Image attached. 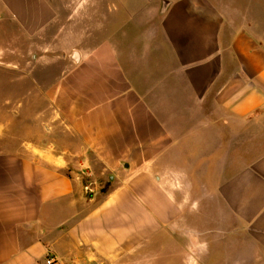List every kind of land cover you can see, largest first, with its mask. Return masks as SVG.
Segmentation results:
<instances>
[{"label": "crops", "instance_id": "1", "mask_svg": "<svg viewBox=\"0 0 264 264\" xmlns=\"http://www.w3.org/2000/svg\"><path fill=\"white\" fill-rule=\"evenodd\" d=\"M78 1L0 0V264H264V0Z\"/></svg>", "mask_w": 264, "mask_h": 264}, {"label": "rangeland", "instance_id": "2", "mask_svg": "<svg viewBox=\"0 0 264 264\" xmlns=\"http://www.w3.org/2000/svg\"><path fill=\"white\" fill-rule=\"evenodd\" d=\"M75 5L79 4L78 0H57L56 4L58 7L64 8L65 2H70ZM165 1L161 0H121V10L122 12L125 11V13H132L133 11H136L137 17L139 16V13L142 11H149V9H155V8H162L164 6ZM136 17V21L138 24H142V22L139 20V18ZM153 18L155 17H148V23L151 24L153 22ZM133 20L135 17L132 18ZM146 24V25H147ZM10 29L8 30V42L21 40L20 33L15 28L12 27L11 22H9ZM145 22L142 24L144 27ZM27 39V38H26ZM25 39L26 43L27 40ZM29 45V44H26ZM15 89L10 90V92L15 93ZM33 96H17L15 94H10L8 97H1L0 96V107L1 105H7L9 109L16 108L18 105V102L21 103V105L24 103V107L26 108L25 112L20 114V116H12V114L8 115V122H9V137H8V143L10 145L16 146L20 140H33L34 135L36 138H41V133H38V129H35V123L33 121ZM7 99V102L5 101ZM35 101L37 102V105H40L43 103L42 97H36ZM5 102L7 104H5ZM1 116V112H0ZM6 118V117H5ZM21 127L19 130L18 128ZM106 183L98 185V192L103 191L106 187ZM91 189V188H90ZM91 192V191H88ZM174 250V251H173ZM176 247L172 248V251L170 253H167L168 250L162 248V239L158 238L152 242L151 247L143 248L140 252L136 254V256L126 258L123 263L121 264H177V256L175 253ZM262 259L259 257L257 259H254L251 263L258 264ZM180 263V262H179Z\"/></svg>", "mask_w": 264, "mask_h": 264}, {"label": "built area", "instance_id": "3", "mask_svg": "<svg viewBox=\"0 0 264 264\" xmlns=\"http://www.w3.org/2000/svg\"><path fill=\"white\" fill-rule=\"evenodd\" d=\"M86 175H87L88 180L90 181V179L92 178L91 174L90 173H86ZM85 189L87 191H91L90 186H86ZM54 263H55V261L51 257H48L46 259V262H45V264H54Z\"/></svg>", "mask_w": 264, "mask_h": 264}, {"label": "water", "instance_id": "4", "mask_svg": "<svg viewBox=\"0 0 264 264\" xmlns=\"http://www.w3.org/2000/svg\"><path fill=\"white\" fill-rule=\"evenodd\" d=\"M72 57H73V59H75V58H76V54H75V53H73V54H72Z\"/></svg>", "mask_w": 264, "mask_h": 264}]
</instances>
